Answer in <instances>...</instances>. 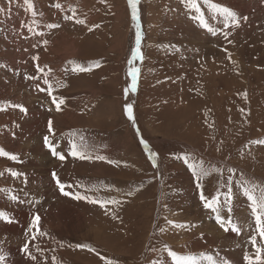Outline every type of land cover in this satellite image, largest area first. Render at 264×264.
<instances>
[{
  "label": "rangeland",
  "instance_id": "374dc122",
  "mask_svg": "<svg viewBox=\"0 0 264 264\" xmlns=\"http://www.w3.org/2000/svg\"><path fill=\"white\" fill-rule=\"evenodd\" d=\"M193 2L196 8L189 0H139L144 58L129 64L136 27L127 0H31V10L24 0H0V148L17 157L12 164L0 156V189L7 190L0 211L12 221L2 229L0 220L5 264H53V257L55 264H174L165 246L195 264H209L202 254L230 264L254 258L255 219L242 190L259 196L264 189V144L251 143L264 140V0ZM213 5L232 11L239 27ZM132 67L140 70L137 90L125 96ZM53 98L63 100L59 111ZM12 105L32 112L24 116ZM45 136L66 160L45 146ZM73 145L84 159L71 155ZM196 156L199 180L184 175ZM53 172L70 196L60 193ZM201 192L218 197L220 215L231 216L239 235L215 224ZM21 198L29 216L13 220L20 210L10 206L24 209ZM36 214L48 233L31 240ZM22 224L20 239L8 237ZM26 241L34 261L16 251ZM256 241L262 246L258 234Z\"/></svg>",
  "mask_w": 264,
  "mask_h": 264
},
{
  "label": "snow or ice",
  "instance_id": "6c2138e0",
  "mask_svg": "<svg viewBox=\"0 0 264 264\" xmlns=\"http://www.w3.org/2000/svg\"><path fill=\"white\" fill-rule=\"evenodd\" d=\"M127 2H128L129 7L131 8V18L135 22V27H136L135 47L131 50L132 59H130L128 61L129 64H132L133 60H143V58H144L143 53L141 51V41L143 39V36L139 30V16H138V10H137V4L139 3V0H127ZM24 3L28 6L29 10H31L33 8L31 0H24ZM189 3L191 4V6L193 8H196V5L193 2V0H189ZM54 6L56 8L61 7V5L59 3L55 4ZM213 6L216 7V10L221 15H223L225 17H231L233 26L239 27V24L235 19V14L232 11H230L227 7H219L216 5H213ZM196 10L199 11L198 8ZM4 11H5L4 9L0 8V12H4ZM33 14H35V13H33ZM68 19H72V17H68ZM245 19H246V17H245ZM76 22L77 23H84V21H82V20H77ZM201 22L203 23V20ZM57 26L58 25H49V27H57ZM96 27H99V25H96ZM89 30L91 31V29H89ZM209 30L211 31V29H209ZM29 31H32V29L29 28ZM213 35H215V32H213ZM227 38H228V34H225V39H227ZM45 43H47V41H45ZM229 43H231V41H229ZM97 66H99V65L97 64ZM80 71H90V69L80 68ZM139 71H140L139 68H136V67H132L129 69V75L131 77V83L128 85V87H126L124 89L125 96H127L130 91L132 93L136 92ZM26 78L34 79V77H26ZM47 83H48V81L45 80V84H47ZM41 90H43V89H41ZM49 95H51V92H49ZM53 103L56 104V110L59 111L60 110V104L63 103V100H60L59 102H57L56 99L53 98ZM12 106L19 108V110L21 112L27 111L22 105H12ZM124 112L127 115L128 119L133 122V127H136L135 118L133 115L132 104H125ZM48 131H49V133H53V122L51 120L48 121ZM140 143L143 144L145 148L148 147L147 143L143 139H141ZM251 143L264 144V140L251 141ZM44 144L46 147H48L52 151L53 155H59V153H57L56 149L53 147L52 142L49 140L48 136L44 137ZM71 155L74 157L80 158V159L85 158L80 153H78L76 151L75 145L72 146ZM148 155H149V159L152 160V162H153V166L155 167L156 166L155 160H156L157 153L150 151ZM0 156H5L8 159L13 160V161L17 160V157L14 154H10V153L4 151L2 148H0ZM59 159L63 160V159H65V157L63 155H59ZM98 159L103 160L104 157H98ZM8 171H9V174L13 177L20 175V173L12 171L10 169ZM0 175H2V173H0ZM193 176L197 180H199L201 178L200 175L196 171H193ZM52 178H53V180L56 181V184H57L58 188L60 189V191L63 195H65V196L70 195L69 192L64 191L65 185L60 182V180L57 177L55 172L52 173ZM197 187L200 188L202 186L198 183ZM6 191H7L6 189H0V192H6ZM242 191H243V194L251 202V204H250L251 213L255 219V225H256L255 234L250 237V242L256 250L255 256L253 258V257H249L246 255L244 257V259L247 261V264H264V189H261L259 196L254 195L253 190L248 188V187H244ZM129 195H131V193H129ZM73 198L77 199V200L89 199V202L97 203V201H92V200H90V198H88L86 196H81L79 194H76ZM9 199L11 201H15L17 199V197L15 195L9 194ZM200 199L202 202H204L205 208H210V209H212L213 212L216 213V222L220 225V227L225 232L231 231L233 233H236L237 235H239L241 233V228L235 222H233L231 216H228L227 220H226L225 217L220 215V212L216 207V205L219 203L218 197H213L211 199V201H209L204 196L203 192H201ZM231 202H232V193H231V190H229V192L226 194V203L230 206ZM111 203H119V202L118 201H111ZM101 206H103V203H101ZM230 211H231V208L229 207V212ZM0 220L6 221L8 223L12 222L10 217L3 211H0ZM39 221H40L39 215H34L32 218L30 227L28 229V232L31 233V237H30L31 240H35L37 238V235H40V236L46 235V233L40 231ZM169 223H172V221H169ZM33 229L35 231H33ZM257 234L260 238L262 246H257V241H256ZM77 247L78 248H85L87 246L83 245V244H78ZM19 250L21 252H23L27 256V258L30 260L34 261L37 259L36 256H33L29 252V242L28 241H26L23 244V247H21ZM165 251H167L168 256H170L172 258V260L174 261V264H195V258L194 257L178 256L174 251H172L171 249H168L167 246H165ZM202 257H203V259L207 260L209 262V264H230V262L227 259H220L219 261H217L211 255H204V254H202ZM101 259H105V258L101 257ZM5 261H6V257L3 254H0V264H5ZM53 264H55V257H53ZM106 264H115V261L106 260Z\"/></svg>",
  "mask_w": 264,
  "mask_h": 264
},
{
  "label": "crops",
  "instance_id": "0c3cea01",
  "mask_svg": "<svg viewBox=\"0 0 264 264\" xmlns=\"http://www.w3.org/2000/svg\"><path fill=\"white\" fill-rule=\"evenodd\" d=\"M24 103L26 104V102H25V100H24ZM39 108H40V110L42 111V109H43V106L42 105H37ZM18 112H21L20 110L18 111ZM32 112V111H31ZM31 112H26L25 113V115L24 116H27L29 113H31ZM38 112H40V111H38ZM27 126V125H26ZM41 133H42V131H38V133L37 134H39L40 136H41ZM31 139H33V135H30V137H29V139L28 140H31ZM39 142H41V141H39ZM41 145L43 144V142H41L40 143ZM1 158H3V156H1ZM0 158V159H1ZM197 158H198V156H196V157H194V160H193V162H192V164H193V167H188L187 168V173L189 174V175H187V174H184V175H186L187 177H189L190 175H192L193 174V171H196V170H200V168H201V166H198V168H196V162H197ZM66 160V159H65ZM13 162H15V161H12V164H13ZM117 162H118V160H117ZM117 162H115V163H117ZM199 162V161H198ZM201 163V162H200ZM104 164H107V163H104ZM195 164V165H194ZM203 164V163H202ZM203 169V168H202ZM11 170V169H10ZM12 171H14V170H12ZM18 172H20L19 170H17ZM45 174H47V173H45ZM28 176H30V175H25L24 174V176H23V178H26V179H28ZM82 177L84 176V175H81ZM22 178V179H23ZM15 179H17V180H20V179H18V178H15ZM41 180H42V183L44 184V186H46L47 184H48V180H49V175H45L44 177H41ZM63 180H65V179H63ZM106 180V179H105ZM104 180V181H105ZM20 181H22V180H20ZM64 182H66L67 183V186L70 188V189H76V188H78V186L76 187L75 185H74V183H68V180H65ZM73 182V181H72ZM124 182V181H123ZM125 184V183H124ZM126 185V184H125ZM65 189V191H67L68 192V190L66 189V188H64ZM56 190H54V191H52V195H56L57 197H59V196H61V195H59L58 193H56L55 192ZM68 196H70V195H68ZM111 199V201L113 200V198H110ZM106 209H108V208H106ZM106 215L105 216H109V214L107 215V210H106V213H105ZM102 216V215H101ZM101 218H103V217H101ZM106 219V218H105ZM214 222H215V224H216V220H214ZM215 226H217V225H215ZM65 235H67V234H65ZM55 239H57V238H55ZM57 244L56 245H59V246H61V245H63L64 243H66V242H64L63 241V239L60 241V242H56Z\"/></svg>",
  "mask_w": 264,
  "mask_h": 264
},
{
  "label": "bare ground",
  "instance_id": "6f19581e",
  "mask_svg": "<svg viewBox=\"0 0 264 264\" xmlns=\"http://www.w3.org/2000/svg\"><path fill=\"white\" fill-rule=\"evenodd\" d=\"M220 1V0H219ZM222 2V1H221ZM223 3V2H222ZM223 4H227V3H223ZM236 3L234 2V1H232L231 3H230V7H232V8H236ZM244 6V5H243ZM241 7H242V4H240L239 6H238V9L240 10L241 9ZM243 12V11H242ZM6 144V143H5ZM9 144V143H8ZM10 145V144H9ZM5 146V145H4ZM6 146H7V144H6ZM12 147V146H11ZM14 150V149H13ZM12 149H11V151H13ZM17 151V150H16ZM39 151H40V149H39ZM25 175H30V172H28V171H25V173H24ZM179 176V175H178ZM176 179V178H175ZM177 180V179H176ZM175 180V181H176ZM61 193V192H60ZM21 199H23V198H21ZM70 199V198H69ZM37 201H39V200H37ZM18 202H21V200H19ZM32 202V201H31ZM6 203V202H5ZM47 203V202H46ZM188 203V202H187ZM4 204V203H3ZM36 204V203H35ZM7 205V204H6ZM6 205H4V206H6ZM21 205L24 207V209H25V203H24V199H23V201H22V203H21ZM188 205V204H187ZM15 207V206H14ZM14 207H11L10 206V209H11V212L12 211H18V210H20V212H15V213H11V216L13 217V220H16V219H19V218H21V217H23V216H29V213H28V210L27 209H13ZM58 212V211H57ZM51 213V212H50ZM32 214H33V212H31L30 213V216H32ZM77 214V213H76ZM37 215V214H36ZM67 216V215H66ZM53 218V217H52ZM56 220V219H55ZM1 228L2 229H6V227L5 226H7V222L6 221H4V223H2L1 222ZM26 225V224H25ZM24 225V226H25ZM53 225V224H52ZM23 226V224L22 225H19V226H17V227H15V228H13V229H11L10 231H9V233H8V237H10L11 235H13V237H14V241H16V240H18V239H20V237H21V227ZM27 229V228H26ZM34 230V229H33ZM52 230V229H51ZM52 232H54V231H52ZM50 233V232H49ZM1 236V235H0ZM45 236V235H44ZM48 236V235H47ZM44 238V237H43ZM46 238V237H45ZM16 251L17 252H20V250H19V248L18 249H16Z\"/></svg>",
  "mask_w": 264,
  "mask_h": 264
}]
</instances>
